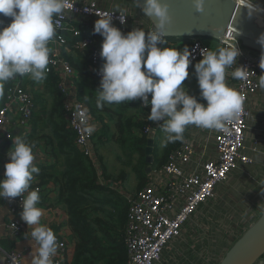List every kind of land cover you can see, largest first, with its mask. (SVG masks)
<instances>
[{"label": "clouds", "instance_id": "obj_1", "mask_svg": "<svg viewBox=\"0 0 264 264\" xmlns=\"http://www.w3.org/2000/svg\"><path fill=\"white\" fill-rule=\"evenodd\" d=\"M76 0H0V15L10 18L6 25L0 20V97L4 95L5 84L17 76H29L39 83L46 79L50 63L49 43L56 35L54 17L62 16L73 9ZM197 12L203 11V0H193ZM144 17L154 21L151 31L133 28L123 33L113 24V14L118 12L119 23H126L127 9L116 6L109 12L95 13L93 33L103 39L100 57L103 60L98 69L99 87L96 90V107L106 104H120L136 99L142 106H150L147 119L162 121L160 128L165 134L161 147L169 143L184 141L187 126L217 130L231 135L227 125L235 121L243 110L245 96L226 83V69L234 64L231 73L234 79L246 80L250 72L237 65L241 54L236 43L230 47L200 51L201 59L193 65L199 88V96L206 103L187 92L184 81L188 78L192 53L183 49L168 47L164 39L165 26L171 22L166 0H135ZM249 15L261 11L254 0H245ZM85 11H90L88 8ZM93 12V11H92ZM264 49V33L256 41ZM83 49L86 44L82 43ZM264 61V52L259 66ZM259 87L264 89V75H260ZM149 96L151 97L149 99ZM73 122H78L82 133L91 136L96 125L89 123V109L81 104L74 105ZM6 152L4 174L0 178V199H21L20 218L31 229L25 233L37 245L31 252L30 264H54L53 257L59 247L54 231L41 225L43 209L38 207L41 197L39 189L29 191L34 174L40 169L34 164V143L17 135ZM264 189V180L260 182ZM264 192V190H261ZM264 211V210H262ZM15 227V226H14ZM21 259H23L21 257ZM5 264V256H0ZM25 264V261H24Z\"/></svg>", "mask_w": 264, "mask_h": 264}, {"label": "built area", "instance_id": "obj_2", "mask_svg": "<svg viewBox=\"0 0 264 264\" xmlns=\"http://www.w3.org/2000/svg\"><path fill=\"white\" fill-rule=\"evenodd\" d=\"M241 1L245 2V0ZM254 3L262 9L261 11H264V0H254ZM86 8L90 11H85ZM104 11L111 12L112 10L99 8L93 0L76 1L72 11L66 10L62 16L54 17L57 31L54 39L49 43L65 46L68 37L69 41L75 40L71 48L86 54L88 59L87 71L96 88L99 87L100 81L98 69L103 60L99 55L101 45L96 41L93 34V24L98 19L94 12L99 14ZM118 16V12L113 14V24L124 33L130 22L126 17V23L121 25ZM81 42L86 44L84 49ZM217 42L220 47H230L236 43V47L241 53L237 58V65L246 67L250 71L246 80H240L234 79L231 75L237 67L235 64L226 69L227 85L245 96L243 110L235 121L227 125L231 135L189 125L184 135V141L168 153L165 161L160 165L150 164L148 166L141 189L124 197L127 211L121 239L126 254L125 264H194L190 258L194 250L193 247L189 246L186 238L191 234L194 235L199 229H203V226L196 219L198 210L201 207H207L213 201L217 188L227 182L228 177L237 169L238 165L252 167L255 164L252 156L247 155L246 152L249 150L253 154L259 152V141L254 140L249 148L246 132L248 121L252 118V109L249 108L248 103L262 89L258 84L260 75H264V69L259 66L262 53L243 47L231 31H226ZM188 49L192 53L190 57L192 64L189 67L201 59V50H209L202 40L197 38L191 39ZM262 66H264V61H262ZM48 69L46 75L51 74L55 79V86L61 98L66 128L73 134L75 149L95 169L99 184L111 188L112 185H108L101 178V167L93 142L94 133L91 136L85 135L80 131L78 122H73L74 105L87 106L78 95L77 80L72 64L61 53L50 50ZM24 77L17 76L8 81L4 95L5 103L0 108V148L12 137V132L8 128L14 115V105L17 127H27L33 118L32 95L22 87L13 85V81ZM202 102L206 103L205 101ZM123 103L136 106L143 111L144 117L139 132L147 140H153L162 121L152 122L147 119L150 106H142L139 99ZM89 123L92 124L91 115ZM34 164L37 165L36 157ZM37 188L41 199L46 197V191L41 182L35 178L29 191ZM26 195L27 193L11 200L0 199V209L5 206L11 212L21 211V199L26 198ZM250 210L256 220L264 212L262 211L264 210V199L250 203ZM245 229L235 234L230 246ZM25 230L26 227L18 220H14L6 226V231L12 236H18ZM55 235L59 247L57 254L53 257V262L54 264H67L70 254L67 241L64 236ZM36 247L35 244L34 250ZM182 247L187 248L184 254L180 251ZM229 247L225 248L223 255ZM28 253V249L13 250L6 253L0 248V256H5V264H23ZM173 254L177 256L176 260L172 256ZM256 264H264V254Z\"/></svg>", "mask_w": 264, "mask_h": 264}, {"label": "crops", "instance_id": "obj_3", "mask_svg": "<svg viewBox=\"0 0 264 264\" xmlns=\"http://www.w3.org/2000/svg\"><path fill=\"white\" fill-rule=\"evenodd\" d=\"M78 2H85L87 0H76ZM96 3L104 6H109L111 10H115L116 6L120 8L128 9L132 7V5L127 1L129 0H93ZM104 1V3H102ZM118 2V3H117ZM123 2V3H122ZM117 3V4H115ZM9 18L2 17L3 24L9 22ZM151 23L150 21L146 23L143 29L147 31H151ZM67 38V37H66ZM96 39V35H95ZM98 39V38H97ZM97 42L101 43L102 40H97ZM203 43L207 45L209 50H216L220 48L217 40H213L210 38H202ZM69 41V37H68ZM190 39H181L175 40L172 42H168V47H177L178 49H183L185 46L189 47ZM72 44H67L65 46H59L57 44H49L50 50H54L56 52L61 53L65 58L70 59V63L73 66H77L78 68H83L87 64L86 55L80 50L72 49ZM77 52V53H76ZM78 55H76V54ZM73 67V68H74ZM75 70V78L76 84L78 86L80 82L79 72L76 68ZM189 76L183 82L186 86L187 92L190 95L197 97V99L203 103L202 98L199 96V88L197 84V80L195 77L194 67H189L188 69ZM88 76V87L92 93H96L95 86L93 85L89 73L87 71ZM14 86H20L28 93L32 95L33 103H34V114L30 124L27 127L20 128L16 126L15 123V105L13 106V118L12 122L9 125V131L12 132L11 139H15L17 135L23 136L27 139L28 142L34 143L35 147L33 149L34 155L37 161V167L40 169V173L38 176L34 174V179L37 178L41 184L43 189L46 191V197L40 200L38 207L43 209V216L41 217V225H47L50 227L55 234H60L65 236V234L70 233V229L67 225V208L60 200V182L64 171L66 158L65 155L61 152L59 148L58 142H56L54 137V125L51 120V113L53 108H55L58 104L59 96L55 89V86L51 80L49 75H46V79L42 82H35L29 76L16 79L13 81ZM8 86V82L5 84L4 95L6 88ZM4 95L0 97V108L4 105L5 99ZM84 98V95H83ZM84 101V100H83ZM90 101L93 104H96V98L94 96L90 97ZM86 106L87 103L84 101ZM59 105V104H58ZM122 106L126 108L124 111L117 104H106L102 109L105 112H102V109L99 111H95L94 114L91 113V109H89L91 115L92 124L96 125V131L94 132L93 142L96 148V143L98 138L102 139L106 133H109L108 130V122H113L115 129L118 132L127 133L126 127L130 128V135H139L141 136L139 129L142 126V118L144 117L143 111L138 107L133 105H125L122 102ZM250 109H252V118L248 121V130L246 132L247 143L249 148L252 146L254 140H258V151L257 153H252L250 150L246 152L247 155L252 156L255 161L254 166L247 167L238 165L237 169L234 170L227 179L225 184H222L217 188L216 196L211 201L207 207H201L196 215L197 221L203 226L204 224H209L216 220V218L220 215H226L227 212L232 211V207L235 210H239V215H244L245 223L244 226L246 228L255 220L254 215L250 210V203L258 202L259 200L264 199V192H261L260 182L264 180V89H261L258 94L250 99L248 103ZM61 111V108H60ZM189 126L186 127L185 135ZM115 130V131H116ZM129 133V132H128ZM7 140L0 148V178L3 177L4 174V164L7 161L6 152L11 146L12 141ZM147 140V139H146ZM97 149V148H96ZM165 157V156H164ZM165 161V160H164ZM163 161V162H164ZM162 162V163H163ZM161 163V164H162ZM102 164V163H100ZM146 164V163H145ZM147 165V164H146ZM160 165V164H159ZM102 174H103V165L101 166ZM148 165L145 169L144 176L141 179H145V175L147 173ZM106 179H103L107 182L108 185H115L113 182H110L108 176L106 175ZM123 179V178H122ZM98 182V181H97ZM121 191H118L114 199L115 204H111L109 200H101L108 191L103 192L99 196V204L101 207L99 209L102 211V218L105 229L109 230L108 227H112L110 230V235H108L107 239L109 241L115 240L119 238L114 226L109 225V217L106 213V208L109 206H113L119 214V218L121 220V224L124 223L125 210H127V205L124 197L127 196V193L123 191L124 187L118 186ZM108 189V188H106ZM111 190V188L109 189ZM139 191V190H138ZM137 192V191H136ZM135 193V192H134ZM131 194V193H130ZM128 194V195H130ZM114 195V194H111ZM126 206V207H125ZM103 208V209H102ZM22 211V210H21ZM11 212L3 206L0 209V248L8 253L13 250L23 251L25 249L29 250L28 255L25 256L24 261L25 264H30L31 260V252L32 249L34 251L35 242L31 240V238H26L25 233L30 232V227L21 220L20 212ZM14 220H18L22 223L26 230L18 235L12 236L6 231V226L8 223L13 222ZM71 234V233H70ZM193 235V234H191ZM177 244V243H176ZM230 246L229 241L221 244V249L223 254V250ZM72 247V246H71ZM69 247V250L70 248ZM220 254V255H221ZM218 256V259H221V256ZM223 256V255H222ZM71 260V253L69 254V259L67 264ZM126 260V254H125ZM23 261V264H24ZM125 264V262H124Z\"/></svg>", "mask_w": 264, "mask_h": 264}, {"label": "trees", "instance_id": "obj_4", "mask_svg": "<svg viewBox=\"0 0 264 264\" xmlns=\"http://www.w3.org/2000/svg\"><path fill=\"white\" fill-rule=\"evenodd\" d=\"M127 2L134 5L127 9V14L129 15L127 18L130 25H128V29L124 33H127L133 28H144L146 23L149 22V19L143 16L140 8L136 7L134 0H129ZM96 4L103 10H111L107 5L102 6L98 3ZM2 17L3 16L0 15V20H2ZM8 21L10 22V18ZM5 24H7V22ZM94 35H96V39H103L99 34ZM164 39L166 40V45L168 42L181 40L172 38ZM74 42L75 40L67 41V44L70 45ZM85 63L88 64V59ZM74 68L78 70L80 78V82L77 86L78 95L82 101L84 100L87 103L89 109H91V113L94 114L95 111H99V108L96 107V104H93V102L90 101V97L94 96L96 98L98 92L96 91V93H92L89 90L86 66L83 68L75 66ZM49 76L55 86L54 77L51 74H49ZM95 89L97 90L98 88L95 87ZM57 94L59 96V105L57 104L52 110L51 122L54 125L53 133L55 140L58 142L59 148L66 158V169L61 179L58 181L60 182V200L67 208V225L74 241L70 248L71 260L68 264H124L125 249L121 237L119 236V238L109 241L107 237L111 234L110 230L113 228L108 227L109 230H106L104 227L105 224L100 217V215L102 216V211L99 209V207H101L99 204V196L106 191L107 187H104L97 182L98 176L95 169L91 166L90 162L75 149L73 145V134L66 128L61 108V98L58 91ZM117 105L122 111L126 109L122 106V103ZM102 112H105L104 109H102ZM126 129L127 134L130 135V128L126 127ZM120 133L121 136L124 135L122 131ZM146 141L145 137L139 138L137 152L140 153L143 151L144 153L142 147L145 146ZM179 143L180 141L169 143L167 147H165V156H167L173 148L178 146ZM97 159L100 164V157L97 156ZM100 165L102 166V164ZM101 178H107L105 170L103 171V174L101 170ZM125 219L126 212L124 223ZM239 227H243V224ZM237 230L239 231V229Z\"/></svg>", "mask_w": 264, "mask_h": 264}, {"label": "rangeland", "instance_id": "obj_5", "mask_svg": "<svg viewBox=\"0 0 264 264\" xmlns=\"http://www.w3.org/2000/svg\"><path fill=\"white\" fill-rule=\"evenodd\" d=\"M102 3H104V1H102ZM197 39L201 40L202 38ZM99 44L101 45V43ZM68 60L70 61L69 58ZM107 126L109 133H106L102 139H100L101 137L98 138L96 143L97 149H95L97 155L100 157L103 169L105 170V175L108 176L107 180L115 184L111 187V190H109L110 188L106 189V191L110 192V194L106 193L103 197H101V200H109L111 204L114 205V197L118 194V191H121L118 188L119 185L124 187L123 191L127 193V195L141 189L144 182L141 178L144 176L147 165L145 164V153H143V151L140 153L137 152V147L139 146L138 140L142 136H139L138 134L132 136L127 133H124V135L121 136V133L115 129L112 121L108 122ZM164 137L165 134L160 128L156 137L153 139V165L161 164L167 157L165 156L166 148L161 147V141ZM145 147L146 144L142 147V149L144 150ZM124 210L126 211L125 208ZM238 212L239 210H235V208L232 207V211L227 212L226 215L223 214L218 216L213 224L210 222L207 225L203 222V229H199L194 235L186 238L189 246L193 247L194 250L193 255H190L194 264H217L219 262L218 256L222 253L221 244H227L228 241L230 243L231 240H234L235 234L246 228V226H244V215L240 216ZM106 213L110 219L109 225L114 226L117 235L121 237L124 225L121 224L118 212L113 206H109L106 208ZM241 224H243V227H239ZM237 229H239V231ZM64 238L67 241L68 247H71L74 241L68 231ZM180 251L184 254L187 251V248L182 247ZM222 255L223 254L220 255L221 258ZM172 256L175 260L177 259L175 254Z\"/></svg>", "mask_w": 264, "mask_h": 264}, {"label": "water", "instance_id": "obj_6", "mask_svg": "<svg viewBox=\"0 0 264 264\" xmlns=\"http://www.w3.org/2000/svg\"><path fill=\"white\" fill-rule=\"evenodd\" d=\"M135 2V0H134ZM143 3V0H139ZM171 22L165 26L164 38L218 40L231 31L241 45L262 53L256 42L264 33V11L253 12L237 0H203V11L197 12L193 0H166ZM256 17L261 18L257 22ZM151 30L154 21L148 18ZM153 140L146 141L145 163L152 164ZM264 254V212L251 223L227 249L217 264H254Z\"/></svg>", "mask_w": 264, "mask_h": 264}, {"label": "bare ground", "instance_id": "obj_7", "mask_svg": "<svg viewBox=\"0 0 264 264\" xmlns=\"http://www.w3.org/2000/svg\"><path fill=\"white\" fill-rule=\"evenodd\" d=\"M239 3L242 4L243 6H245V2H243V1L240 0ZM256 19H257V22H260V21H261V18H259V17H256ZM259 259H260V258H259ZM257 261H258V260H257ZM257 261H256L254 264H256Z\"/></svg>", "mask_w": 264, "mask_h": 264}]
</instances>
